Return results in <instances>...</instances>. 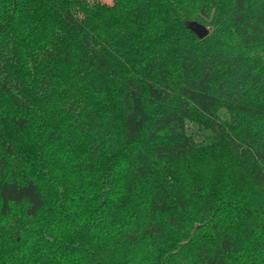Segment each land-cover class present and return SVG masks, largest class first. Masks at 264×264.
<instances>
[{"label": "trees", "instance_id": "trees-1", "mask_svg": "<svg viewBox=\"0 0 264 264\" xmlns=\"http://www.w3.org/2000/svg\"><path fill=\"white\" fill-rule=\"evenodd\" d=\"M0 264H264V0H0Z\"/></svg>", "mask_w": 264, "mask_h": 264}, {"label": "water", "instance_id": "water-1", "mask_svg": "<svg viewBox=\"0 0 264 264\" xmlns=\"http://www.w3.org/2000/svg\"><path fill=\"white\" fill-rule=\"evenodd\" d=\"M188 28L194 32L200 39H203L209 35V29L197 22L188 23Z\"/></svg>", "mask_w": 264, "mask_h": 264}, {"label": "rangeland", "instance_id": "rangeland-1", "mask_svg": "<svg viewBox=\"0 0 264 264\" xmlns=\"http://www.w3.org/2000/svg\"><path fill=\"white\" fill-rule=\"evenodd\" d=\"M100 1H102V2H104V3H107V4H112L113 3V0H100ZM220 116L223 118V119H228L229 118V112L226 110V109H222L221 111H220ZM191 126V128L194 130L195 128H196V126H195V124L193 125H190Z\"/></svg>", "mask_w": 264, "mask_h": 264}]
</instances>
